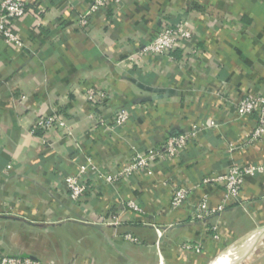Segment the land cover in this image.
I'll return each instance as SVG.
<instances>
[{"label": "crops", "instance_id": "crops-1", "mask_svg": "<svg viewBox=\"0 0 264 264\" xmlns=\"http://www.w3.org/2000/svg\"><path fill=\"white\" fill-rule=\"evenodd\" d=\"M92 1L28 0L14 23L21 44L0 40V255L42 264H207L263 224L264 171L244 177L239 202L203 220L193 215L202 199L215 209L224 197L221 185L203 177L233 163L264 165V140L248 142L255 116L240 118L229 105L264 95V0H123L81 27ZM182 17L195 54L130 60L163 21ZM90 88L107 94L98 107L86 99ZM123 106L130 118L113 126L110 115ZM52 111L66 127L32 134ZM210 120L218 126L201 130L176 157L114 184L89 173L87 192L69 197L63 175L78 165L113 174L136 152ZM179 187L189 193L174 207ZM101 217L116 224L89 225Z\"/></svg>", "mask_w": 264, "mask_h": 264}, {"label": "built area", "instance_id": "built-area-1", "mask_svg": "<svg viewBox=\"0 0 264 264\" xmlns=\"http://www.w3.org/2000/svg\"><path fill=\"white\" fill-rule=\"evenodd\" d=\"M27 2L28 0H0V40L5 44H21L15 34L14 23L27 12ZM122 3L123 0H93L89 9L79 16L78 23L81 27H86L90 23V17L105 9H118ZM179 50H189L193 54L197 52L194 33L185 17L174 22L163 21L154 38L144 44L135 58L130 57V60L139 65V61L143 56L158 58L171 55ZM106 98L107 94L103 90L90 88L86 92L87 101L94 107L101 105ZM20 99L23 100L24 96H21ZM229 105L236 110L240 118L255 116V125L248 137V142L264 140V95L246 96L237 102H229ZM89 117L102 126L108 123L103 117H95L94 113H91ZM129 118V107L126 106L116 108L110 115L111 124L117 127L124 126ZM216 126H218L217 122L210 120L196 123L188 130L169 135L160 146L136 152L130 164L113 174L99 172L96 166L91 163L80 164L74 172L63 175V183L71 200L78 201L89 188L86 182L89 173H93L97 179L103 180L108 184H114L121 179L129 178L137 171L149 169L157 161L176 157L195 140L201 130L215 128ZM57 127H66V122L61 114L52 111L49 115L41 116L36 120L31 133L36 134L37 130L45 133ZM110 127V123H108L106 128L109 129ZM263 171L264 165L249 166L233 163L225 173L203 177V183L212 182L221 185L224 197L215 209L208 206L206 199H202L194 207L193 218L195 220H203L212 213L222 211L227 204L239 202L244 185V177L246 175L256 176ZM188 193L189 189L185 187L175 189L171 199L172 205L174 207L182 205L186 201ZM127 205L136 211L140 210L132 201H129ZM94 223L100 224L102 228L103 226L116 224V222H109L103 217ZM159 234L161 236V232ZM122 238L132 243H138V238L131 234H123ZM187 247L199 251L197 246L190 245ZM0 264H39V262L28 256L1 254Z\"/></svg>", "mask_w": 264, "mask_h": 264}, {"label": "bare ground", "instance_id": "bare-ground-1", "mask_svg": "<svg viewBox=\"0 0 264 264\" xmlns=\"http://www.w3.org/2000/svg\"><path fill=\"white\" fill-rule=\"evenodd\" d=\"M246 236L239 239L238 242L229 245L224 251H222L220 257L215 262H211L210 264H226L228 261L238 256L241 258L239 259L238 264H244L245 261L252 259L256 250L260 252L261 249L264 248V228H259L252 237H248L252 240L248 239ZM256 238L259 240L255 241ZM260 238H262V240H260ZM247 240H250L248 242L250 244H245ZM254 244H256L255 248L251 250V247Z\"/></svg>", "mask_w": 264, "mask_h": 264}, {"label": "rangeland", "instance_id": "rangeland-1", "mask_svg": "<svg viewBox=\"0 0 264 264\" xmlns=\"http://www.w3.org/2000/svg\"><path fill=\"white\" fill-rule=\"evenodd\" d=\"M261 223H263V224L258 225V227H264V219H262ZM258 227H257V228H258ZM258 229H259V228H258ZM258 229H256V230H255L254 232H252V233H251V231H250V232H247L246 234H244L243 236H241L240 238H238V240H239V239H242V237L248 235L249 233H250V234H249L248 236H246V237H247V238H248V237H252ZM246 237H245V238H246ZM253 238H254V237H253ZM248 239H250V238H248ZM238 240H236V241L238 242ZM250 240H252V239H250ZM250 240H247V242H245V244H250V243H248ZM257 240H259V239L256 238L255 241H257ZM260 240H262V238H260ZM243 242H244V241H243ZM242 245H243V244H242ZM255 245H256V244H254V245L251 247V250H253V249L255 248ZM228 246H229V245H228ZM228 246H226V248H227ZM226 248H225V249H226ZM225 249H223L222 251H224ZM222 251H221L219 254H217L214 258H212L207 264H210L211 262H215V261L220 257V254L222 253ZM255 252H256V253H255L254 257H253L252 259H250V260L245 261L244 264H264V248L261 249L260 252H259L258 250H256ZM239 259H241L239 256H238V257H235V258L231 259L230 261H228L226 264H238V263H239V262H238ZM38 262H39V261H38ZM39 264H42V262H39Z\"/></svg>", "mask_w": 264, "mask_h": 264}, {"label": "water", "instance_id": "water-1", "mask_svg": "<svg viewBox=\"0 0 264 264\" xmlns=\"http://www.w3.org/2000/svg\"><path fill=\"white\" fill-rule=\"evenodd\" d=\"M89 225H90V226H93V227H95V228H98V229H101V228H102V226H101L100 224L89 223ZM258 228H264V227H258ZM258 228H257V229H258Z\"/></svg>", "mask_w": 264, "mask_h": 264}]
</instances>
